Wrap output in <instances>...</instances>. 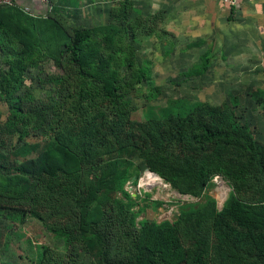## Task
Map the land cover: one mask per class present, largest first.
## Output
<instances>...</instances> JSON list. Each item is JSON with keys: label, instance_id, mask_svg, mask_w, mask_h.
I'll use <instances>...</instances> for the list:
<instances>
[{"label": "rangeland", "instance_id": "rangeland-1", "mask_svg": "<svg viewBox=\"0 0 264 264\" xmlns=\"http://www.w3.org/2000/svg\"><path fill=\"white\" fill-rule=\"evenodd\" d=\"M49 1L41 44L0 50V264H264V0L231 19L220 0ZM74 27L93 30L84 56L110 62L112 95L59 53ZM194 105L227 136L179 137Z\"/></svg>", "mask_w": 264, "mask_h": 264}, {"label": "trees", "instance_id": "trees-1", "mask_svg": "<svg viewBox=\"0 0 264 264\" xmlns=\"http://www.w3.org/2000/svg\"><path fill=\"white\" fill-rule=\"evenodd\" d=\"M49 3L51 2L49 1ZM4 8L6 7H0V50L4 46L3 41L10 36L22 45L30 46L33 44L36 46L37 44H41L44 35L47 36L49 31H52V26L49 24L51 21L45 20V17H33L25 14L21 9H14L13 13L6 18V16H3ZM235 12V8L231 7L230 19ZM44 31H46L45 34ZM93 36L92 29L74 27L71 30V34L67 35V38L62 42L65 49L59 53L67 55L70 62L77 65L79 67V72L87 79L93 82L98 81V84L93 88H100L106 95H112L113 91L116 89V86L113 84L117 78L116 72L111 68L110 62H107L104 57H101L100 52H95L90 60L85 59L84 56L85 50L89 45L88 43ZM94 61H96L95 65ZM141 78V75L138 76L139 80H141ZM261 100L264 107V94ZM172 104H174V102H172ZM11 110L14 112L21 111L20 99H17L14 105L11 106ZM201 112L207 115V122H200L197 120L198 113ZM165 117L169 119L173 118L169 113H166ZM176 119L179 122L177 128L179 137H182L186 129H198L203 137L202 141L204 143H214L227 136L222 130L226 121H224V118L221 116V110L218 107L194 105L191 109L188 107L186 110L179 112ZM231 136H235L234 140L240 141L248 152H253L256 142L251 137L249 131L242 129L236 135L232 134ZM260 166L264 169V159L260 161ZM16 169L23 174L29 175L31 173L30 169L25 164L16 166ZM193 218V215H186L183 221H181V226L190 234H187L189 241H194L196 243V259L201 260L204 251L196 232V227L201 220L197 217L195 220H193Z\"/></svg>", "mask_w": 264, "mask_h": 264}, {"label": "crops", "instance_id": "crops-1", "mask_svg": "<svg viewBox=\"0 0 264 264\" xmlns=\"http://www.w3.org/2000/svg\"><path fill=\"white\" fill-rule=\"evenodd\" d=\"M163 1V0H156ZM16 7H6L3 9V16L9 17L13 13L14 9H21L23 7L31 8L32 12L38 17H46L47 13H50L49 6L44 4L41 0H15ZM191 13V12H190Z\"/></svg>", "mask_w": 264, "mask_h": 264}, {"label": "built area", "instance_id": "built-area-1", "mask_svg": "<svg viewBox=\"0 0 264 264\" xmlns=\"http://www.w3.org/2000/svg\"><path fill=\"white\" fill-rule=\"evenodd\" d=\"M44 4H47L49 6V9L51 10L52 9V6L49 5V2L47 0H41ZM221 3L224 5V6H228V7H237L238 6V1L239 0H220ZM16 7V2L15 0H0V7ZM236 9V8H235ZM21 10L25 13V14H28L30 16H33V17H38L36 16L31 8H28V7H23L21 8Z\"/></svg>", "mask_w": 264, "mask_h": 264}]
</instances>
